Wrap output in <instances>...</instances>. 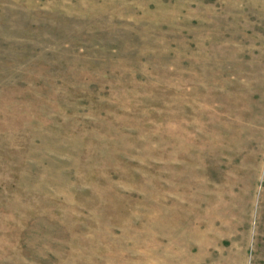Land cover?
Here are the masks:
<instances>
[{
	"label": "rangeland",
	"instance_id": "1",
	"mask_svg": "<svg viewBox=\"0 0 264 264\" xmlns=\"http://www.w3.org/2000/svg\"><path fill=\"white\" fill-rule=\"evenodd\" d=\"M0 264H264V0H0Z\"/></svg>",
	"mask_w": 264,
	"mask_h": 264
}]
</instances>
